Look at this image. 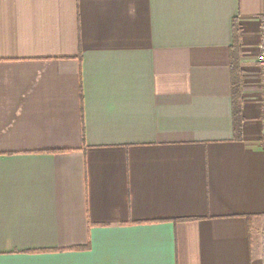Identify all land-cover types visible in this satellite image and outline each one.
<instances>
[{"label":"crops","instance_id":"crops-1","mask_svg":"<svg viewBox=\"0 0 264 264\" xmlns=\"http://www.w3.org/2000/svg\"><path fill=\"white\" fill-rule=\"evenodd\" d=\"M262 12L0 0V264H264Z\"/></svg>","mask_w":264,"mask_h":264},{"label":"trees","instance_id":"trees-1","mask_svg":"<svg viewBox=\"0 0 264 264\" xmlns=\"http://www.w3.org/2000/svg\"><path fill=\"white\" fill-rule=\"evenodd\" d=\"M240 57V34L237 25L233 22L232 41L229 46V69L232 95V129L234 137H239L241 133V96L240 87L242 74L239 64Z\"/></svg>","mask_w":264,"mask_h":264},{"label":"built area","instance_id":"built-area-1","mask_svg":"<svg viewBox=\"0 0 264 264\" xmlns=\"http://www.w3.org/2000/svg\"><path fill=\"white\" fill-rule=\"evenodd\" d=\"M254 58L256 61L260 79V123H261V145L264 147V12L258 16L257 40L254 42Z\"/></svg>","mask_w":264,"mask_h":264},{"label":"rangeland","instance_id":"rangeland-1","mask_svg":"<svg viewBox=\"0 0 264 264\" xmlns=\"http://www.w3.org/2000/svg\"><path fill=\"white\" fill-rule=\"evenodd\" d=\"M256 73V75H257V72H255Z\"/></svg>","mask_w":264,"mask_h":264}]
</instances>
